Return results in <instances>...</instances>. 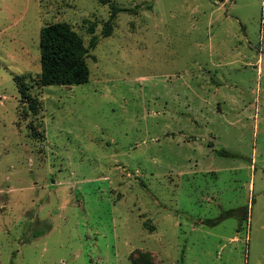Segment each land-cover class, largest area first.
I'll return each mask as SVG.
<instances>
[{"label":"rangeland","instance_id":"rangeland-1","mask_svg":"<svg viewBox=\"0 0 264 264\" xmlns=\"http://www.w3.org/2000/svg\"><path fill=\"white\" fill-rule=\"evenodd\" d=\"M111 1L0 0V264H264V0ZM58 22L88 83L37 85Z\"/></svg>","mask_w":264,"mask_h":264},{"label":"trees","instance_id":"trees-1","mask_svg":"<svg viewBox=\"0 0 264 264\" xmlns=\"http://www.w3.org/2000/svg\"><path fill=\"white\" fill-rule=\"evenodd\" d=\"M100 1L110 7V18L102 30V37L107 38L112 35L118 15L123 9L117 7L111 0ZM138 7L135 10L129 11L135 14ZM90 33H95L94 27L90 29ZM99 41V37L93 36L89 47H86L81 35L66 22H58L44 26L41 29V73L37 85L40 87H73L88 83L91 71L87 60L90 56V50H94L99 44ZM26 89H29V86L26 84L20 87L22 97L25 100L24 102L29 104L33 113L37 114L40 109V101L37 98L29 96ZM33 130L36 134L35 129ZM218 154L228 157L233 156L232 153L226 150L218 151ZM144 226L151 228L148 221H145ZM130 262L131 264H158L156 256L146 251L132 253Z\"/></svg>","mask_w":264,"mask_h":264},{"label":"crops","instance_id":"crops-1","mask_svg":"<svg viewBox=\"0 0 264 264\" xmlns=\"http://www.w3.org/2000/svg\"><path fill=\"white\" fill-rule=\"evenodd\" d=\"M224 3H226V1H224ZM213 83L216 86V90L218 92H220L221 87L223 85V82H221L220 80H214ZM204 85H206V83ZM217 104H218V107H219V105H221L222 103L221 102H217ZM198 112L199 111H197V113ZM220 112H221V110L217 109V113H220ZM194 124H195L196 127L201 125V124H199L197 119H194ZM192 141L194 142L193 143V145H194L193 151L195 152V155H197V154H198V156L199 155H201V156L204 155L205 157L208 158L210 156V152L213 153V154H215V153L218 154L219 150L216 149V145H217L216 144L217 143V138L216 137L212 136V138H209V140H207V139L203 138L202 136L199 137V136L195 135L193 137ZM194 158L197 159L196 157H194ZM199 166H200V164L198 163L197 160H195L194 166H193L194 170H195V173H198ZM206 172L209 173V171H206Z\"/></svg>","mask_w":264,"mask_h":264}]
</instances>
